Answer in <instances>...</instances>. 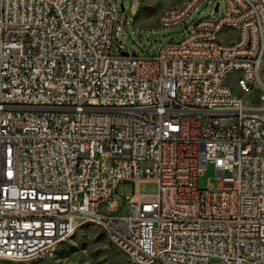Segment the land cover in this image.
<instances>
[{"label": "built area", "instance_id": "2783aa9c", "mask_svg": "<svg viewBox=\"0 0 264 264\" xmlns=\"http://www.w3.org/2000/svg\"><path fill=\"white\" fill-rule=\"evenodd\" d=\"M201 1L162 8L186 35L141 56L116 0H0V262L40 260L87 221L131 264H264V0L185 24ZM207 163L219 183L199 188ZM146 178L155 195L103 214Z\"/></svg>", "mask_w": 264, "mask_h": 264}, {"label": "rangeland", "instance_id": "374dc122", "mask_svg": "<svg viewBox=\"0 0 264 264\" xmlns=\"http://www.w3.org/2000/svg\"><path fill=\"white\" fill-rule=\"evenodd\" d=\"M182 1L116 0L121 16L128 15V19L122 24L120 41L129 51L146 56L160 44L184 37L187 31L182 25L161 28L155 22L156 14L162 8L179 4ZM216 1L219 2L217 10L214 9ZM121 5L124 9L121 8ZM211 7L213 16L220 15L223 7L222 0H202L193 13L187 17L185 24H192L206 16ZM233 35L234 32L230 31L223 33L219 38H232ZM236 76L237 73L233 72L227 78L232 91L243 100L245 105H258V90L243 92L237 84ZM208 183L213 187H217L219 183L211 163L206 164L204 171L197 178L199 188H205ZM156 191L157 183L153 179L146 178L137 183L121 181L113 194V200L117 203L116 210L109 212L102 208V212L115 217L126 216L131 213V208L125 197L153 196ZM211 262L218 263L217 260H211ZM0 264H131V262L109 241L106 233L99 226L86 221L81 223L70 237L62 241L42 259L33 262L4 261Z\"/></svg>", "mask_w": 264, "mask_h": 264}, {"label": "bare ground", "instance_id": "6f19581e", "mask_svg": "<svg viewBox=\"0 0 264 264\" xmlns=\"http://www.w3.org/2000/svg\"><path fill=\"white\" fill-rule=\"evenodd\" d=\"M177 6H183V1L179 4H176V5H169V6H166L164 7L163 9H171V8H176ZM155 22H156V25H158V19H155ZM261 73H264V62H261ZM237 84L239 86V88L245 92V89L243 88V83H241L240 79L237 78ZM250 90H246V92H249ZM233 92V91H232ZM233 95H236L234 92H233ZM237 96V95H236ZM238 97V96H237ZM241 99V98H240ZM241 102H243V100L241 99ZM244 104V102H243Z\"/></svg>", "mask_w": 264, "mask_h": 264}, {"label": "water", "instance_id": "95a60500", "mask_svg": "<svg viewBox=\"0 0 264 264\" xmlns=\"http://www.w3.org/2000/svg\"><path fill=\"white\" fill-rule=\"evenodd\" d=\"M121 8H123L122 5H121ZM215 9H217V5L215 6ZM121 54H127V52L122 51Z\"/></svg>", "mask_w": 264, "mask_h": 264}]
</instances>
